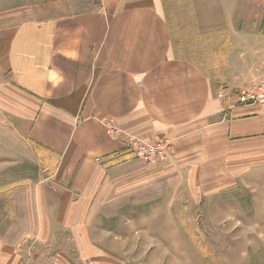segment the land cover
I'll list each match as a JSON object with an SVG mask.
<instances>
[{"label":"crops","instance_id":"1","mask_svg":"<svg viewBox=\"0 0 264 264\" xmlns=\"http://www.w3.org/2000/svg\"><path fill=\"white\" fill-rule=\"evenodd\" d=\"M175 1L187 27L175 22ZM3 72L14 128L58 163L45 183L14 186V237L2 240L0 264H23L29 240H50L69 194L71 209H99L132 181L171 180L179 165L193 185L221 162L264 153V99L239 96L264 78V0H96L17 27ZM108 120L144 140L172 138L165 170L127 155Z\"/></svg>","mask_w":264,"mask_h":264},{"label":"rangeland","instance_id":"2","mask_svg":"<svg viewBox=\"0 0 264 264\" xmlns=\"http://www.w3.org/2000/svg\"><path fill=\"white\" fill-rule=\"evenodd\" d=\"M169 5L178 16L175 22L187 27L177 1ZM92 7L96 0H0V65L17 27ZM5 78L6 73H0V82ZM228 89L218 94L224 91L226 96ZM10 101L0 83V244L14 237V186L24 189L45 183L58 163L14 128ZM113 124L122 134L107 131L125 141L127 155L145 165L164 164L165 170L174 151L172 138L144 140ZM128 137L143 143L158 140L168 150L162 158L144 162L130 151ZM170 177L145 188L132 181L130 192L109 194L99 209L92 205L71 209L77 196L69 194L66 209L58 212L59 223L48 226L50 240L40 246L29 240L22 263L264 264V153L253 161L221 162V168L206 169L193 185L196 177L189 170L183 173L180 165ZM48 215L54 221L57 212L50 208ZM87 219L92 222L85 223Z\"/></svg>","mask_w":264,"mask_h":264},{"label":"built area","instance_id":"3","mask_svg":"<svg viewBox=\"0 0 264 264\" xmlns=\"http://www.w3.org/2000/svg\"><path fill=\"white\" fill-rule=\"evenodd\" d=\"M239 96H240V102L243 103H251V102H256L260 99H264V78L259 79L244 88H241L239 90ZM218 97L224 98L225 92L224 91L220 92L218 94ZM105 127L111 133L113 132L116 135L122 134V131L116 128L112 121L106 122ZM126 141L129 144L128 147L130 151L137 158H139L144 162H152L154 159H160L168 150V148L165 147L166 145L162 144V142L158 140H156L153 143H143L139 139H136L134 137H128Z\"/></svg>","mask_w":264,"mask_h":264}]
</instances>
